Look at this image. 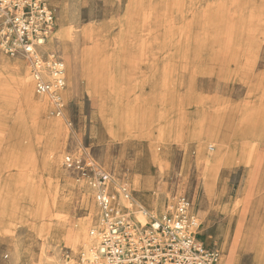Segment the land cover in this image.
<instances>
[{
  "label": "rangeland",
  "instance_id": "374dc122",
  "mask_svg": "<svg viewBox=\"0 0 264 264\" xmlns=\"http://www.w3.org/2000/svg\"><path fill=\"white\" fill-rule=\"evenodd\" d=\"M60 1H51L53 37L81 38L77 81L58 40L52 45L67 66L64 116L58 118L50 102L48 116L37 110L46 99L34 95L28 73L25 96L20 80L0 69V264L69 261L77 235L94 230L85 217L86 201L92 205L95 198L89 180L67 171L64 162L88 149L129 189L126 176L135 162L122 156L117 140H135L140 154L155 150L156 181L167 186L171 206L182 196L192 203L211 170L215 203L200 212L208 228L222 224L233 238L230 259L222 264H264L253 261L251 243L240 247L243 236H264V95L253 97L248 84L264 76V22L239 21V6L251 4L246 11L253 14L264 0H70L73 27L62 33ZM247 27L259 31L258 64L244 78L239 64L253 63L229 53L241 35L255 50ZM0 57L14 61L2 52ZM254 142L260 145L245 154ZM204 144L206 157L199 153ZM132 218L149 222L142 214ZM191 231L216 250L221 264L218 243ZM32 235L41 249L29 245Z\"/></svg>",
  "mask_w": 264,
  "mask_h": 264
},
{
  "label": "built area",
  "instance_id": "2783aa9c",
  "mask_svg": "<svg viewBox=\"0 0 264 264\" xmlns=\"http://www.w3.org/2000/svg\"><path fill=\"white\" fill-rule=\"evenodd\" d=\"M51 1L0 0V51L27 62L36 93L46 96L63 117L66 62L56 49L42 52L56 29V9ZM81 151L80 155H67L66 169L89 180L102 213V229L91 233L96 244L84 257V264H217L216 250L191 235L194 221L188 214L189 198H178L160 218L142 212L149 222L140 224L112 208L114 198L107 191L111 176L88 149ZM119 191L131 201L125 185H120Z\"/></svg>",
  "mask_w": 264,
  "mask_h": 264
},
{
  "label": "crops",
  "instance_id": "0c3cea01",
  "mask_svg": "<svg viewBox=\"0 0 264 264\" xmlns=\"http://www.w3.org/2000/svg\"><path fill=\"white\" fill-rule=\"evenodd\" d=\"M69 1L70 0H61L60 2H57V5H59V8H60L59 17L57 19V22L59 23V30L58 31L60 33H62V31L65 28L71 26V23H70L71 15H70ZM249 5H251V4L248 3L246 5L239 6V21L242 23H249V24H254V23L260 24V23L264 22V11H263L264 6H263V4L259 3V5H260L259 8L261 10L260 11L256 10V11H254L253 14H251L250 11H246V8H248ZM250 16H253V19L251 21L248 20V17H250ZM71 27H73V26H71ZM247 28H248L247 31L249 30V32H250L248 35L254 36V38L252 37V38H248V39L255 45L254 41L259 42V38L256 35V32H259V31L255 30L254 32H252L253 27L251 29L249 27H247ZM245 32H246V30H245ZM241 36L244 37V35H241ZM76 37H77V42H78V47H79L78 57H76L74 54H69L68 57L66 56V54L64 52V47H63L62 42H61L64 37L61 38V37L56 36V37H53L50 39V42H52V45H54L55 39L58 40V42L62 48V51L64 53V57H66L65 59L67 60V63H69V66L71 67V73H72L71 75H72L73 81H76L75 76H74V72H73V68L77 64L79 71H80V61L79 60L81 57V43H80L81 38H80V36H76ZM243 37L242 38H239V37L236 38V44H235L236 49L234 48V50H232L229 53V57H231V56H233V57L237 56L239 58L245 57V58H249V62L253 63L252 65H249V66L244 65L243 67L239 64V66H238L239 72H244V73H239V74L245 78L247 73L255 72V69L257 68L258 62H257L256 49L258 47L256 48V45H255V50H254V48H252L253 45H248L247 43H246V45H244L243 40L245 38H243ZM75 44H73V46ZM52 45H51V49H53ZM18 59L25 66L26 72L28 73V76L30 78V83L32 85V90H33L34 95L40 99H46L47 101H49L51 103V101L46 96H38L36 94L35 87H34V80H33V77H32V74H31V71L29 69L27 62L24 61L20 57H18ZM5 62L6 61L1 58L0 64L5 66L6 65ZM66 74H67V72H66ZM80 75H81V72H80ZM10 76L16 77L14 75V73H12V75H10ZM253 76H254V74H253ZM248 78H250L248 80V81H250L251 76H248ZM66 79H67V76H66ZM248 84L251 85V86H249V88L251 89L250 93L255 95L253 97H255V98L259 97L260 98L262 95H264V76L257 77L252 81V84H250V83H248ZM99 98H103V97L100 96ZM249 98H250V95H249ZM251 98H252V96H251ZM135 99H136V97H135ZM53 108H54V111H56L54 106H53ZM57 117L59 118L60 116H58V114H57ZM104 132H105V134L110 133V134L114 135L113 137L118 135V133H114L113 130L104 129L102 133H104ZM105 134H103V135H105ZM191 136H193V135H191ZM117 142L123 143L124 147H123V153L122 154L124 157H126V158L128 157L127 161H128V159L129 160L132 159L135 162V165L130 166V173L128 174V176H126V179L128 181V182L127 181L126 182L129 185L128 187H129V190L131 192V196H132L133 200L137 204H139L142 208H144L148 211H152L153 209H155L157 203L161 204V207L163 209H166L167 204L171 203V199L168 197L169 194H168L167 186L159 185V184H157V181H156V173L157 172H155V168L160 163V159H159V156H157V154L155 153V150L153 148H151L147 152H144V154H140L139 152L134 150L135 145L133 143L135 142V140H127V141H118L117 140ZM208 143H209V139H206L205 144L208 145L207 148H209V151H214V147L213 146H212L213 148L209 147ZM205 144L202 145V147L200 146L201 149H199L200 150L199 153L202 155V157H206V155H205L206 145ZM259 145H260L259 142H254L252 144H249V147L251 150L244 146L245 148L243 149V152L245 154L249 151L251 153H253ZM216 147L218 150L217 152L219 153L220 148H219V146H216ZM215 159H217V158L214 156V160ZM210 161H212V159H210ZM107 163H108V160H107ZM108 164H110V163H108ZM109 175L111 176L110 173H109ZM212 176H213V172L210 170V171H207V173H205L204 177H203L204 181L202 183V185H203L202 186L203 187L202 188V202L205 203L204 207L206 208V210L209 209L210 207H212L215 203V190L217 188V184H216V182ZM111 182H113V188L108 189V186H107L108 193H110L114 199L122 198L121 194L118 191V188L122 184L118 185L113 176H111ZM137 182H140L142 191H138L137 189H135L136 188L135 184ZM148 184H150L151 186ZM91 189L94 192V189L93 188H91ZM94 198H95V196H94ZM142 198H147L148 202L147 203L143 202ZM195 198H196V195L193 197L192 202L195 200ZM95 205H97L96 201H95ZM169 206H171V204H169ZM101 216H102V213H101ZM230 222H231L232 227H233V224H234L233 217H231Z\"/></svg>",
  "mask_w": 264,
  "mask_h": 264
},
{
  "label": "bare ground",
  "instance_id": "6f19581e",
  "mask_svg": "<svg viewBox=\"0 0 264 264\" xmlns=\"http://www.w3.org/2000/svg\"><path fill=\"white\" fill-rule=\"evenodd\" d=\"M52 2H51V4H52ZM61 42H62V45L64 47V52H65L67 57L69 56V54H74L76 57H78L79 47H78V42H77L76 36L75 37H64ZM73 44H75V45L73 46ZM51 45H52V42L47 44L43 48L42 52H46L49 49H51ZM0 53H1V51H0ZM2 59H4L6 61L5 62L6 65L4 66V65L0 64V68L3 70V72L6 75H8V74L12 75V73H14V75L20 80L21 93L23 95L27 96L28 95L27 77H26L27 72H26L25 66L19 61L18 57L12 58L14 61H10V60L5 59V58H2ZM0 61H1V57H0ZM29 69H30V67H29ZM73 72H74L75 79L77 81L80 77V71H79L77 64L74 66ZM36 94L38 95V93H36ZM38 96H41V95H38ZM35 106H36L37 110H39V112L42 111L46 116H48V114L50 112L49 107H48L49 101L45 100L42 104L38 103V105L35 104ZM110 182H111V180L109 181V183ZM135 185H136L135 189H137L138 191H142L140 182H137ZM148 185H150V184H148ZM112 188L113 187H111L110 185L108 186V189H112ZM118 191H119V188H118ZM119 193L121 194L120 191H119ZM129 193L131 195L130 190H129ZM121 196H122V198L113 199L112 208L114 210L119 211L123 215L132 216V217H135L138 214H142L141 211L133 209V207H132V205H133L132 196H131V201L126 200L122 194H121ZM95 201H96V199H95ZM142 201L147 203L148 199L142 198ZM86 204H87V208H86L87 215L85 217V221H87L89 223V227L90 226L93 227L92 230L98 229V232H100L102 229L101 209L99 206H97L98 204L97 205H95V204L91 205V204H88L87 201H86ZM204 204L205 203L202 202V194L196 195L195 200L192 203H190V206L188 208V214H189V217L194 221V226L191 227V230L193 228H195L197 235H199L200 237H203V238L209 239V235H210L218 243V250L221 252V264H222V263H224L225 258L226 259L229 258L227 255L228 254V246H229L230 242L233 240V238L230 236V234L228 232L225 231V229L223 227L224 225H222V224L217 225V227H215L214 229L208 228L209 224L205 222L204 217H201V212H200V210L202 212L205 211L202 209L204 207ZM173 206H170V208L167 210V209H163L161 207V204L157 203L156 208L153 209L152 211H148L142 207L141 208L144 212H148V213H150L153 216L158 218V217H162L166 212H169V210L171 208H173ZM190 232H191L192 237L195 240H197L198 242L202 243L205 247H207V245L203 241H201V239L198 238V236H194L192 231H190ZM91 233L92 232H90L89 237L86 236V233H84V231L77 235V237L75 238V243H74V247L72 250V254L68 257L69 261L65 262V261L61 260V264H84V261H83L84 257L90 253L91 249L96 244V239L91 236ZM228 242H229V244H228ZM248 243H251V247H252V251H253L252 255H254L253 261L258 262L259 260H263L264 259V236H262V233L257 238H254V236H252L250 234L243 236L240 247L247 245ZM29 245L31 247L37 248V249H41L43 247V245L40 244V242L37 241L35 236H33V235H32V239L30 240ZM31 255H28V256H31ZM218 258H219V256H218ZM59 261L60 260L57 259V262H59ZM217 264H218V261H217Z\"/></svg>",
  "mask_w": 264,
  "mask_h": 264
}]
</instances>
